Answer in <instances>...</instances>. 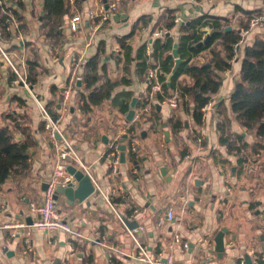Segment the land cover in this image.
Wrapping results in <instances>:
<instances>
[{
	"label": "crops",
	"instance_id": "obj_1",
	"mask_svg": "<svg viewBox=\"0 0 264 264\" xmlns=\"http://www.w3.org/2000/svg\"><path fill=\"white\" fill-rule=\"evenodd\" d=\"M98 2L81 0L75 4L70 0V13L60 29L59 40L48 43L43 40L40 27L43 0H24L19 10L23 41L6 44L16 59L36 57L37 75L32 90L44 105H57L54 114L57 115L61 92L70 87L69 109L60 122L61 132L74 144L95 184L115 204V210L96 188L82 202L57 192V208L72 225L75 235L48 233L28 226L16 228V236L11 237L12 229L6 228V224L30 225L35 218L30 205L41 202L43 186L52 175L54 150L36 102L22 85L13 83L10 68L0 63V122L13 124L5 115L19 116L15 141H23L25 136L33 141L23 150L22 165L13 167L0 188V264H110L111 260L114 264H137L134 257L138 248L122 218L143 227L136 237L153 257L170 252L182 264H199L208 255V264H264V151H228L219 141L216 107L203 113L198 125L187 96L185 106L179 99L178 107L173 109L156 100L155 94H149L150 103L142 113L136 104L146 95L147 73L142 74L134 60L144 45L147 63H156L151 44L162 36L155 35L156 32L166 31L177 42L178 29L166 30L162 28L163 21L158 22L167 8L175 10L174 16L180 15L183 25L207 15L240 30L252 16L264 15V0H118L108 22L91 34L93 23L87 13ZM75 14L80 15L83 23L78 31H71L68 23ZM209 31L207 28V36ZM256 34L264 36V27L254 28L245 42H252ZM122 37H127L126 43L132 46L133 61L129 65L124 63L119 42ZM244 43L236 58L230 60V67L220 72L222 83L212 95L213 104L229 103L240 76ZM98 52L102 76L97 85L106 80L108 83L97 98L87 101L82 96L86 92L82 67ZM73 57H81V64L75 69ZM222 57L215 41L210 48L193 55L188 64L210 65L211 60ZM174 63L173 56V66ZM177 83L190 84L191 79L181 74ZM127 92L132 94L130 103L136 98L134 115L129 121L126 114L130 107L121 110ZM164 93V89L158 92ZM172 116L181 121L175 128L169 122ZM228 132L233 138V133L240 134L248 143L254 140L253 133L238 118L231 122ZM241 143L237 141L235 145ZM113 144L120 165L118 173L110 175L109 155L113 152L109 149ZM119 145L126 146L124 162ZM132 145L135 150L130 154ZM168 209L173 211L174 219L158 224L159 217ZM221 227H226L227 232L224 251L218 256L214 236ZM175 234L187 242V248L173 242ZM25 238L32 242L33 258L21 255Z\"/></svg>",
	"mask_w": 264,
	"mask_h": 264
},
{
	"label": "trees",
	"instance_id": "obj_2",
	"mask_svg": "<svg viewBox=\"0 0 264 264\" xmlns=\"http://www.w3.org/2000/svg\"><path fill=\"white\" fill-rule=\"evenodd\" d=\"M11 1V0H10ZM14 1V0H12ZM81 0H73L75 4H79ZM24 6V2L17 0L15 7L8 8L16 17L21 21L19 10ZM70 0H43V21L40 25L43 40L48 43H57L60 37V29L66 24L67 17L70 13ZM174 9L167 8L159 21H163V27L166 30L178 29L179 37L177 42L167 34L163 33L161 37L153 39L152 42V56L156 58V63H147V56H145V46L143 45L136 54V66L142 74L148 73L150 68L157 67V76L162 83L165 90L164 95L155 93V99L162 101L164 97L170 96L171 91L176 88L180 90V100L182 105L185 106L184 99L189 97L192 103V116L196 124L201 123L203 112L201 108L209 101H212V95L217 93L220 89L222 78L220 72L230 67V60L234 55L236 49V42L239 36L238 29L225 30L228 24L221 22L211 16L201 15L192 18L189 23L180 25L174 22ZM45 20V21H44ZM6 15L0 11V30L3 36L7 37L4 30V23ZM249 21V20H248ZM244 24V27H247ZM22 26V23H21ZM207 27L210 29V40L199 46L200 42V28ZM155 27H158L156 24ZM243 27V28H244ZM127 37L119 39L121 49L124 53V63L129 65L133 59L131 58L132 46L126 43ZM215 41H218L219 47L223 52V57L219 60H211L209 64L202 63L199 65L188 64L193 55L198 54L204 49L210 48ZM8 42V41H7ZM5 42V43H7ZM176 43L178 56L184 59L179 65L176 73L168 81V76L173 66L172 50ZM244 53L241 63L240 76L236 82L235 90L229 98V103L225 104L223 101L214 103L216 107L219 122L217 129L220 131V142L226 145L227 150L230 152H240L242 149H248L251 153L264 151V36L256 34L252 42H245ZM8 49V48H7ZM36 61V62H35ZM101 61V53L91 57L83 64L81 79L86 83V92L82 93L83 98L88 101V98H97L101 89L107 86L108 80L104 84L97 85L98 80L101 79L99 74V64ZM38 62L35 59L26 58L25 70L30 84L36 80V66ZM9 68V67H8ZM126 69V68H125ZM127 70V69H126ZM12 73V72H11ZM181 74H186L190 77V84H178L177 79ZM13 75V73H12ZM14 77V75H13ZM13 80V78H12ZM146 95L143 99L136 104L138 109H142V113L150 103L149 94L150 87L146 85ZM132 94L127 92L121 105V110L127 111L129 109L130 97ZM22 101L21 98H13ZM47 110L54 114V109L57 105L53 102L45 104ZM151 109H155L151 106ZM5 118L11 120L13 124L0 122V188L1 185L8 179L14 166H21L24 161L23 150L33 143L27 140L25 136L23 141H15L16 124H19V116L6 114ZM238 118L240 123L247 127L252 133L254 140L251 143L246 142L245 137L240 134L233 133L234 138L228 132L231 122ZM44 122V121H43ZM169 122L173 128L179 126L181 121L170 117ZM44 126V123H43ZM18 129H20L18 127ZM134 130L135 126L131 125ZM24 132V130L22 131ZM228 132V133H227ZM241 141L242 143L237 146L235 142ZM111 149H109V152ZM133 152H130L132 154ZM115 260V258H113Z\"/></svg>",
	"mask_w": 264,
	"mask_h": 264
},
{
	"label": "built area",
	"instance_id": "obj_3",
	"mask_svg": "<svg viewBox=\"0 0 264 264\" xmlns=\"http://www.w3.org/2000/svg\"><path fill=\"white\" fill-rule=\"evenodd\" d=\"M24 2V0H21ZM118 0H99L97 6L94 9L88 10L87 16L92 21V33L99 30L106 22H108L111 13L116 9ZM120 1V0H119ZM17 0H0V11L6 15V21L4 23V30L8 34L7 37L3 36V32L0 30V63L5 64L11 70L14 75L13 83L21 84L27 93L36 102L39 109L42 120L44 121V127L46 130L47 138L54 150V165L53 171L50 179L46 182L47 186L43 191V197L39 204H31L30 211L35 214L32 223L30 225L24 222L17 223L15 225H5L6 228H11V237L16 236L15 229L18 227H28L32 226L37 230L46 231L48 233L53 232H65L70 235H75V231L72 225L65 220L60 214L57 205L55 195L57 193V188L59 186L66 187L68 185L73 188L77 187V179L68 172L67 167L73 166L74 168L80 170L85 175H88L94 184V187L102 194V196L107 201L108 205L115 210V204L109 200L107 196L101 191V189L95 184L93 178L91 177L90 169L85 164L83 159L78 154L74 144L61 132L60 122L64 118L65 114L69 109L71 89L63 90L59 96V106L57 110V115L52 116L47 110L45 105L41 103L32 90V86L27 78V73L25 70V60L16 59L11 55V51L8 45L5 43L7 41H23L22 38V26L21 21L16 17V15L8 8H13L16 5ZM180 21V15H175L174 22L178 23ZM83 20L80 15L75 14L69 20V29L71 31H78L82 27ZM264 27V15H254L249 21L247 27L241 28L239 30V36L236 42V49L234 50V55L231 60H234L237 56V51L240 45L245 42V37L250 34L254 28ZM166 31L156 32L155 35H160ZM200 42H203L207 37V27L200 28ZM92 37V36H91ZM8 43V42H7ZM72 66L74 69L81 64V57H73ZM77 79H80L78 77ZM145 83L150 87L151 95L161 92L163 90L162 83L158 79L156 69H150L146 75ZM180 99V91L175 90L168 97H164L161 101L167 104L170 108H177ZM214 108L212 101L207 102L202 108L203 113H207ZM110 160H109V173L110 175H115L119 171L120 160L118 157V150L115 144L111 146ZM135 150L134 145L130 146L129 152ZM187 157V156H186ZM136 173V170H133ZM174 219V213L171 209H168L164 215L159 217L158 224H163L166 221H172ZM142 226L135 227L133 229H128L127 232L131 239L135 242L138 248V254L134 257L137 264H182L174 259L173 254L166 253L165 255L159 254L155 257L150 256L148 250L140 245L137 240L136 234L139 230H142ZM174 243H182L184 248L188 247L187 242H183L178 234H175L172 238ZM21 255L24 258L34 257L35 251L32 242L25 238L21 243ZM114 251L116 249L111 248ZM211 259L210 255L205 256L204 259L199 264H208V260ZM258 264V261L256 262ZM110 264H114L110 261Z\"/></svg>",
	"mask_w": 264,
	"mask_h": 264
},
{
	"label": "water",
	"instance_id": "obj_4",
	"mask_svg": "<svg viewBox=\"0 0 264 264\" xmlns=\"http://www.w3.org/2000/svg\"><path fill=\"white\" fill-rule=\"evenodd\" d=\"M181 24H182V21L180 20L177 24V27H179ZM230 29H231V27L229 26L225 30H230ZM209 40H210V35H208L203 42H199L198 45L202 46V45L206 44ZM172 55L175 58V63H174V66H173L169 76H168V81L176 73L179 65L183 62V60L178 57L176 45H174V48L172 50ZM77 83L79 84L80 82L77 81ZM135 101H136V98H133L131 100V103L129 104L130 109L126 114V120H128V121L131 120L133 115H134ZM118 149L121 152V155H120L121 161L124 162V156H125L124 152H125L126 146L125 145H119ZM67 170L70 174H72L77 179V181H78L77 187L73 188L70 185H68L66 187L59 186L57 188V192L65 194V196L68 199H71L72 201L73 200H79L80 202H82L88 196H90L94 193L95 187H94V185H93V183H92V181L88 175H85L83 172L74 168L73 166H68ZM46 186H47V183L44 184L43 188L45 189ZM56 196H57V194L55 195V198H56ZM122 221L124 222V224L127 226L128 229H133L135 227H138V223L136 221H128L124 218H122ZM31 223H32V221L29 222V224H31ZM226 232H227V228L221 227L220 230L214 236L215 251L217 252L218 256H221L223 251H224V236H225Z\"/></svg>",
	"mask_w": 264,
	"mask_h": 264
}]
</instances>
